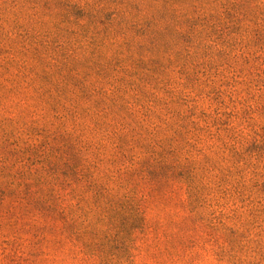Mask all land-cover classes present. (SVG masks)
I'll list each match as a JSON object with an SVG mask.
<instances>
[{
	"label": "clouds",
	"instance_id": "clouds-1",
	"mask_svg": "<svg viewBox=\"0 0 264 264\" xmlns=\"http://www.w3.org/2000/svg\"><path fill=\"white\" fill-rule=\"evenodd\" d=\"M0 264H264V0H0Z\"/></svg>",
	"mask_w": 264,
	"mask_h": 264
}]
</instances>
